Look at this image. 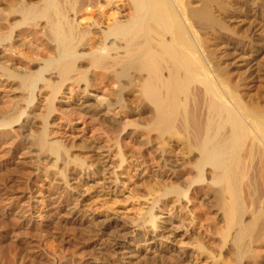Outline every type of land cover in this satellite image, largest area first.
<instances>
[{
    "label": "bare ground",
    "instance_id": "obj_1",
    "mask_svg": "<svg viewBox=\"0 0 264 264\" xmlns=\"http://www.w3.org/2000/svg\"><path fill=\"white\" fill-rule=\"evenodd\" d=\"M214 2L0 0V92L18 98L0 113V137L13 142L20 137V145L50 162L66 183L104 170L111 165L106 153L114 151L119 168L139 181L149 179L142 153L129 155L120 141L107 151L102 138L87 144L83 152L92 159L87 162L73 147L52 139L50 129L62 105L118 131V109L125 95L136 94L150 112L148 126L135 128L143 134L136 143L153 149L160 140L166 166L171 162L166 148L179 141L195 172L186 179L190 187L205 186L221 213L223 225L215 230L222 248L233 252L235 264L257 263L264 247V106L246 103L208 62L210 53L204 55L200 27H223L213 15ZM105 86H114L116 104L101 94ZM65 92L72 103L60 100ZM38 105L45 113L36 116L32 107ZM161 191L164 200L156 205L180 203L189 190ZM148 220L153 223L152 215ZM199 249L204 251L202 243ZM21 255L1 253L0 264L25 262L26 254ZM37 260L32 264H54L49 257ZM83 261L79 264H90Z\"/></svg>",
    "mask_w": 264,
    "mask_h": 264
},
{
    "label": "rangeland",
    "instance_id": "obj_2",
    "mask_svg": "<svg viewBox=\"0 0 264 264\" xmlns=\"http://www.w3.org/2000/svg\"><path fill=\"white\" fill-rule=\"evenodd\" d=\"M216 1L213 15L223 27H200L204 55L210 53L208 62L220 68L226 84L233 85L229 86L232 91L251 106L263 107L264 0ZM113 88L105 86L101 94L116 104ZM1 89L0 113L18 100L12 91ZM65 94L60 100L72 103L69 93ZM136 99V94L125 95L123 109H118V131L62 105L53 113L55 125L50 129L52 139L73 147L74 154L87 162L92 159L83 147L98 138L105 141L106 151L120 141L129 155L138 158L142 153L141 161L149 170V179L142 181L118 167L114 151L106 153L111 158L107 168L66 183L50 162L22 147L20 137L14 142L0 137V254H26V261L21 259L18 264H32L39 257H49L54 264H61V259L65 264L84 259L90 264H235L233 252L222 248L216 231L223 222L213 197L205 186L190 187L191 180L187 181L195 172L187 165L182 144L175 141L166 148V158L172 163L165 166L160 140L153 142V149L136 143L143 134H135V128L150 123V112ZM32 111L36 116L45 113L40 105ZM162 188L189 190L188 198L156 205L163 199ZM150 215L153 223H148ZM111 239H118L119 244L115 246ZM201 243L204 251L199 249ZM261 252L263 263H251L264 264V247Z\"/></svg>",
    "mask_w": 264,
    "mask_h": 264
}]
</instances>
